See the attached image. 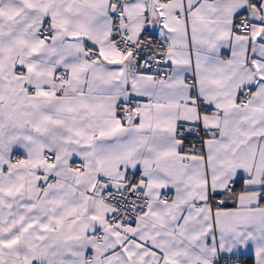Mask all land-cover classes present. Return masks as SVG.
<instances>
[{
  "label": "snow or ice",
  "instance_id": "1",
  "mask_svg": "<svg viewBox=\"0 0 264 264\" xmlns=\"http://www.w3.org/2000/svg\"><path fill=\"white\" fill-rule=\"evenodd\" d=\"M0 264H264V0H0Z\"/></svg>",
  "mask_w": 264,
  "mask_h": 264
}]
</instances>
